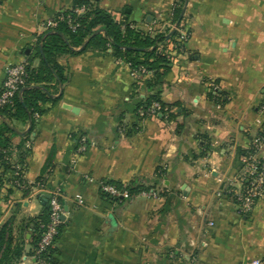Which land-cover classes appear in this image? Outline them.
I'll use <instances>...</instances> for the list:
<instances>
[{"label": "crops", "instance_id": "1", "mask_svg": "<svg viewBox=\"0 0 264 264\" xmlns=\"http://www.w3.org/2000/svg\"><path fill=\"white\" fill-rule=\"evenodd\" d=\"M180 1L97 0L116 21L144 32L164 27ZM72 3L0 0V90L7 65H39L43 24ZM184 9L188 38L172 53L161 86L165 103L183 106L176 119L138 120L145 93L136 95L127 59L88 50L58 58L68 78L51 90L60 101L46 103L34 125L12 123L18 136L10 162L24 165L28 184L43 178L48 190L63 194L65 224L54 264L264 260V198L244 215L229 195L217 196L239 173L263 123L264 0H185ZM137 179L156 182V196L113 203L101 194L103 183ZM39 194L35 187L24 195L0 186V230L7 225L14 244L24 242L21 260L10 264H34L32 230L22 227L43 212Z\"/></svg>", "mask_w": 264, "mask_h": 264}, {"label": "trees", "instance_id": "2", "mask_svg": "<svg viewBox=\"0 0 264 264\" xmlns=\"http://www.w3.org/2000/svg\"><path fill=\"white\" fill-rule=\"evenodd\" d=\"M185 0H181L176 5L169 21L177 24L179 27L183 18ZM84 8L83 13H76L75 9ZM64 18L54 29L47 30L42 34L35 47L36 57L40 59L37 67H33L31 61L27 62L28 81L26 86L14 98L12 104L0 109V116L4 118L0 126V186L9 185L13 189L21 190L24 195H29L34 186L28 184L26 188L20 189L14 184L16 179L13 164L9 158L13 149V139L18 136L14 130L13 122L35 123V116L43 113V106L48 102H58L60 97H52L51 90L58 89L59 86L68 81L65 69L58 63V58L65 54H78L88 50L107 52L112 50L116 58L127 59L132 69L144 67L150 76L138 81L135 89L138 90L136 95L144 92L135 109V116L138 120H143L149 116L148 111L155 105H158L157 116L168 120L176 119L179 115L178 110L183 106L180 102L173 104L165 103L161 98V86L163 77L170 70V56L167 54L168 45L173 42L180 47L177 41L178 32L166 29L164 31L156 30L154 32H144L135 23L127 21H116L113 15L102 9L97 0H73L71 8L60 13ZM67 18L71 19L77 28L72 30L67 23ZM212 99H218L213 92L210 94ZM141 112L144 116H141ZM184 113H186L184 111ZM184 124L178 125V130H182ZM21 147V145H18ZM163 173L157 172L160 177ZM27 183V182H25ZM44 179L40 178L38 184H43ZM120 190H126L129 195H137L143 192H155V184L148 183L144 180H135L129 184L110 182ZM102 196L113 203H123L126 198L114 197L104 192ZM44 198V194H39ZM64 206V200H61ZM49 207H44L43 212L33 218L24 221L26 224L22 231L31 229V256H34L38 243L41 240L46 226L49 223ZM63 223L59 228L56 242L60 239ZM12 231L9 226H4L0 230V264H10L19 262L24 254V242L14 244ZM56 248L52 249L46 257H50L54 264V255Z\"/></svg>", "mask_w": 264, "mask_h": 264}, {"label": "built area", "instance_id": "3", "mask_svg": "<svg viewBox=\"0 0 264 264\" xmlns=\"http://www.w3.org/2000/svg\"><path fill=\"white\" fill-rule=\"evenodd\" d=\"M84 10V8H77L75 9V12L80 14L83 13ZM60 13L45 21L43 24L45 31L56 28L59 22L64 20ZM67 23L72 30H75L78 26L77 24H73L72 20L69 18H67ZM166 29L178 32L179 37L177 41L180 43L179 45H183L188 38V34L183 28L179 27V25L172 24L170 21H168L160 31ZM154 31L155 30H149V32ZM168 46H172L171 50L167 49L166 51L171 60L172 53L177 52L176 50L179 49V47L173 42ZM26 66L27 62L6 66L5 79L0 90V109L12 104L14 98L26 86L29 77ZM131 72L132 77L136 82L150 76V73L144 67L138 69L131 68ZM212 88L214 91L218 89L215 85H212ZM157 108L158 105L155 104L148 111L149 116H157ZM259 113L263 118V123L259 134L253 139L249 150L241 157V168L239 173L217 194L220 198L224 195H229L233 198L239 212L244 215L252 212L255 204L260 199L264 198V105L260 107ZM141 116H144L143 112H141ZM84 150L85 145H82L81 151ZM12 164L14 169L13 176L16 178L14 184L20 189L26 188L28 183H25L24 180V165L19 162ZM36 189L38 192L49 196L48 205L50 210V220L32 259L34 260V264H53L52 258L46 257L45 255L55 248L59 228L64 223L62 217L65 215V210L61 203L63 194L59 189L48 190L45 184H37ZM100 191L114 197L126 198L127 200H134L139 197L152 198L156 196L155 192H143L137 195H129L126 190H120L109 183H103ZM252 264H264V260H255Z\"/></svg>", "mask_w": 264, "mask_h": 264}, {"label": "water", "instance_id": "4", "mask_svg": "<svg viewBox=\"0 0 264 264\" xmlns=\"http://www.w3.org/2000/svg\"><path fill=\"white\" fill-rule=\"evenodd\" d=\"M184 12H185V9L183 10V12H182V14H181V18L183 17ZM179 23H180V21H179L176 25L178 26ZM173 32H174V31H172V33H173ZM64 108H66L67 110H73V108H72L71 106H69V105H64ZM74 112H75V110H74ZM48 200H49V196L46 195V196L43 198V204H44V206H46L47 208L49 207V205H48ZM62 220L65 221V216H64V215H63V217H62Z\"/></svg>", "mask_w": 264, "mask_h": 264}]
</instances>
